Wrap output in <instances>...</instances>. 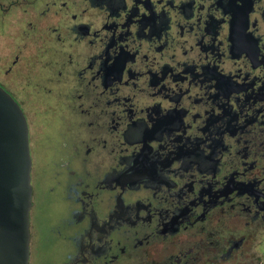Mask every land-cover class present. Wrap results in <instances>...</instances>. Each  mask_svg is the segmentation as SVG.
Segmentation results:
<instances>
[{
  "label": "flooded vegetation",
  "instance_id": "flooded-vegetation-1",
  "mask_svg": "<svg viewBox=\"0 0 264 264\" xmlns=\"http://www.w3.org/2000/svg\"><path fill=\"white\" fill-rule=\"evenodd\" d=\"M0 87L27 264H264V0H0Z\"/></svg>",
  "mask_w": 264,
  "mask_h": 264
},
{
  "label": "water",
  "instance_id": "water-1",
  "mask_svg": "<svg viewBox=\"0 0 264 264\" xmlns=\"http://www.w3.org/2000/svg\"><path fill=\"white\" fill-rule=\"evenodd\" d=\"M31 158L22 110L0 87V264H27Z\"/></svg>",
  "mask_w": 264,
  "mask_h": 264
},
{
  "label": "rangeland",
  "instance_id": "rangeland-1",
  "mask_svg": "<svg viewBox=\"0 0 264 264\" xmlns=\"http://www.w3.org/2000/svg\"><path fill=\"white\" fill-rule=\"evenodd\" d=\"M44 210V208L42 209V211Z\"/></svg>",
  "mask_w": 264,
  "mask_h": 264
}]
</instances>
